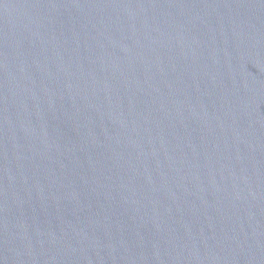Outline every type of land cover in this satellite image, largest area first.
I'll return each mask as SVG.
<instances>
[{
    "label": "water",
    "instance_id": "1",
    "mask_svg": "<svg viewBox=\"0 0 264 264\" xmlns=\"http://www.w3.org/2000/svg\"><path fill=\"white\" fill-rule=\"evenodd\" d=\"M0 264H264V0H0Z\"/></svg>",
    "mask_w": 264,
    "mask_h": 264
}]
</instances>
